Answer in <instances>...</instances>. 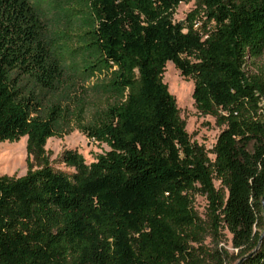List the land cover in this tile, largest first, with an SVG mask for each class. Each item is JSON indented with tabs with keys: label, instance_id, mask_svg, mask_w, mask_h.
I'll use <instances>...</instances> for the list:
<instances>
[{
	"label": "trees",
	"instance_id": "16d2710c",
	"mask_svg": "<svg viewBox=\"0 0 264 264\" xmlns=\"http://www.w3.org/2000/svg\"><path fill=\"white\" fill-rule=\"evenodd\" d=\"M188 1L90 0L68 53L92 57L82 77L107 78L108 103L82 130L108 150L89 164L64 151L67 173L44 149L61 105L40 99L66 57L49 55L38 4L0 0V142L27 137L25 174L0 175V264H201L193 192L230 233L235 264H264V75L245 70L264 52V0H194L174 21ZM168 61L193 79L196 111L222 126L210 151L190 140L162 81Z\"/></svg>",
	"mask_w": 264,
	"mask_h": 264
},
{
	"label": "rangeland",
	"instance_id": "374dc122",
	"mask_svg": "<svg viewBox=\"0 0 264 264\" xmlns=\"http://www.w3.org/2000/svg\"><path fill=\"white\" fill-rule=\"evenodd\" d=\"M38 4V9L44 26V41L50 56L64 53L65 59L61 64L62 77L54 92H41L42 104L59 102L61 114L56 125V134L49 137L44 145L49 163L62 171L71 173L74 168L61 161L64 151L79 154L86 164L96 160L98 154L108 150L104 142L88 137L82 126L95 120L99 110L108 103V94L99 87L107 78L95 73L89 77H82V65L91 61L87 53L76 52L69 55V49L78 47L79 35L88 29L90 21V0H30ZM196 8L194 0L181 2L175 8L173 20L187 21L186 17ZM78 9H80L78 11ZM197 14L191 21L193 28H198L202 19ZM248 73L262 71L264 75V52L259 57L248 59L245 65ZM162 81L168 91L174 96L179 116L190 140L202 145L210 151L222 129L214 117L200 115L194 106L192 92L193 79L183 77L171 61L164 66ZM27 137L17 140L0 142V175L22 176L27 170ZM210 158L213 154L208 153ZM36 166H33L35 168ZM214 186L219 188V182L214 180ZM191 205L197 214L203 232L200 242H190L199 253L201 264H216L212 255L221 254V264H235L236 250L231 244V235L224 226H213L211 212L208 209V200L205 194L193 192L190 194ZM200 247V248H198Z\"/></svg>",
	"mask_w": 264,
	"mask_h": 264
}]
</instances>
